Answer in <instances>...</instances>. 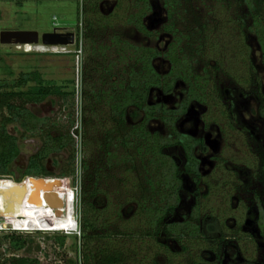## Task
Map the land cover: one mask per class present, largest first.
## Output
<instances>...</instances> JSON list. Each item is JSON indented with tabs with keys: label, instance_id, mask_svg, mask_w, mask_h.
I'll return each instance as SVG.
<instances>
[{
	"label": "rangeland",
	"instance_id": "rangeland-1",
	"mask_svg": "<svg viewBox=\"0 0 264 264\" xmlns=\"http://www.w3.org/2000/svg\"><path fill=\"white\" fill-rule=\"evenodd\" d=\"M144 1L99 0L98 12H92L87 0L81 13V5L76 0H0V34L3 31H38L40 35L53 32V16L58 17L60 28H78L82 32V43L72 48L81 53L72 55L26 53L13 45L0 43L1 80L11 82L22 74L38 71L45 80L54 81L67 92H75L74 109L69 108L70 101L66 104L57 97L31 104L28 108L37 117L50 118L61 126H68V115L74 112L76 125L70 132L78 143L74 163L76 177L60 175L61 170L69 166L70 150L48 160L46 168L52 176L45 177L71 183L72 188L66 192L71 191L72 200L68 195L67 201L74 203L76 199L75 209L67 204L66 215L56 218L54 231L13 232L12 225L8 224L9 230L0 232V264L12 257L36 259L40 264H84L85 236L91 237L95 245L106 242L110 238L108 233H121L126 221L136 216L138 205L129 203V197L139 199L147 190L143 183V166L138 160L134 164L109 160V151L124 152L118 140L115 146H106L108 137L118 138L117 135L122 133L121 127L116 125L109 104L98 100L94 94V91L108 90L109 84L122 73H117L122 69V63H118L110 74L106 71L120 56L113 46L114 38L135 46L137 52L146 48L157 50L160 56L154 59V65L158 72L166 75L172 66V75L180 76L188 84V99L201 100L207 107L205 122L215 123L211 126L214 134L220 132L218 127L222 129L221 162L208 179L209 188L202 187L201 192L196 193L192 179L181 174V201L175 216H170L168 222H180L183 216H190L200 201L205 209L195 223L204 230L210 222H223L227 229L223 235L228 241L223 243L220 258L211 250L200 251L207 261L264 264V65L256 35L247 28H240L239 18L247 9L241 5L242 0H181L169 8L165 0H147L152 10L143 21L151 33L149 36L139 31L135 23L128 22L134 13L136 24L141 22ZM248 22L250 25L251 21ZM102 46L111 49L99 50ZM156 54L152 52V55ZM194 76L196 80L198 76L202 77L199 87L192 83ZM181 89L184 86L178 90ZM158 94L157 90L153 93L152 102L158 100ZM127 122V125L133 123L130 117ZM148 128L158 132L163 139L170 132L159 118ZM9 132L21 138L23 130L10 125ZM41 146L38 137L21 139L22 152L10 168L13 175L0 177V180L21 183L27 179L24 172L28 159ZM164 153L182 170L184 154L180 148L168 147ZM209 169L207 165L203 170ZM9 192L7 189L4 196H0V209L5 208ZM10 199L17 201L16 194L11 193ZM26 200L16 204L10 221L16 222L21 229H40L43 227L40 220H46V223L50 215L40 212L36 196H33L29 202L32 216L23 217L21 207L25 206ZM75 211L78 230L66 232L76 228ZM85 211L95 226L86 232L80 226ZM14 233L27 239L24 250L14 251L10 247L9 238ZM213 236L217 237L218 233ZM59 238H65L64 246L60 245ZM164 239L158 241H166L173 250L178 248L172 238ZM136 242L143 243L141 240ZM153 246L147 243L143 248L153 254ZM157 260L163 264L166 257L160 253Z\"/></svg>",
	"mask_w": 264,
	"mask_h": 264
},
{
	"label": "trees",
	"instance_id": "trees-1",
	"mask_svg": "<svg viewBox=\"0 0 264 264\" xmlns=\"http://www.w3.org/2000/svg\"><path fill=\"white\" fill-rule=\"evenodd\" d=\"M88 1L91 4V11L98 12L99 0ZM165 1L166 7L169 8L177 5L181 0ZM144 3L141 22L136 24L135 13L131 14V20L128 22L135 23L134 25L139 31L150 36L151 33L145 27L143 20L152 10V6L147 0ZM240 3L247 9V12L239 18L240 28L242 30L247 28L256 35L262 49L264 65V0H242ZM244 18L246 19L244 20ZM249 20L251 21L250 25ZM112 43L120 56L118 61L112 63L106 71L110 74L117 65L122 63V69H118L117 72L122 73L113 80V83L109 84L108 90L94 91L98 100L106 101L109 104L110 112L117 121L116 125L121 127L120 132L122 133H117L118 138L108 137L106 146H115V141L118 140L124 152L119 154L116 150H114L115 152L109 151V160L115 159L118 162L132 164L138 160L145 172L143 183L147 190L141 193L139 199L135 196L129 197V203L136 202L138 210L134 218L126 221V226L121 233H108L110 238L106 242L101 241L96 245L92 243L91 237L85 236L84 264H160L157 260L160 253L166 257L163 264H217L207 261L200 251L211 250L217 258H220L223 243L228 241L223 235L226 226L223 222L214 221L206 224L203 230L197 225L195 221L200 219L201 213L205 209L200 201L190 216H183L180 222L172 220L168 222L170 216L171 218L175 216L181 201L182 171L174 160L165 155L164 150L182 143L189 160L187 172L197 174L196 160L193 156L194 146L191 141H186L181 137L175 128L178 119L177 113L169 111L163 106L152 107L147 104L151 88L169 92L178 80H182L186 84L187 82L180 76L172 75V66L170 73L166 75H162L156 70L153 62L160 56L157 50L146 48L143 52H137L135 46L120 38H114ZM107 48L109 47L102 46L98 49L105 51ZM152 52L157 54L152 55ZM192 79V83L198 87L199 83L203 82L200 76H198V80H196V76ZM196 85L193 87L196 88ZM51 97H57L66 104L70 101L69 108L74 109L75 107V92H67L63 86L57 85L54 81L45 80L38 71L22 74L18 80L11 82L0 79V177L7 178L13 175L10 168L22 152L20 140L29 137L40 138L42 146L29 157L24 177L45 178L52 176L46 168L47 162L54 155H59L65 150H70L69 166L62 169L60 175L61 177H76L77 170L74 163L78 143L70 132L76 125L74 112L68 115V126H61L59 122L50 118L37 117L28 108L31 104H41ZM262 111L264 114V109ZM127 117L131 118L132 125H127ZM152 117L165 122L175 137L163 139L158 132L152 134L147 127ZM141 119L143 120L141 121ZM10 125L21 127L23 130L21 138L9 132ZM54 131H58V134ZM54 163L58 165V162L54 161ZM84 167L86 170L87 166ZM45 179L46 183L41 186L42 188L52 190L72 188L71 183H66L62 179ZM29 186L30 189L38 187L31 182H29ZM88 215L85 211L80 223L81 230L84 232L95 227ZM214 233H218V236L214 237ZM162 237L172 238L178 244V248L171 249L166 241L160 243L158 239ZM140 240L143 243L136 242ZM59 243L64 246L65 238H59ZM147 243L154 245L153 254H149L143 248ZM9 244L14 251H22L26 248L28 241L23 236L14 233L9 238ZM5 264H40V262L36 259L12 257L6 260Z\"/></svg>",
	"mask_w": 264,
	"mask_h": 264
},
{
	"label": "flooded vegetation",
	"instance_id": "flooded-vegetation-1",
	"mask_svg": "<svg viewBox=\"0 0 264 264\" xmlns=\"http://www.w3.org/2000/svg\"><path fill=\"white\" fill-rule=\"evenodd\" d=\"M181 85L184 86V89L179 91L178 89H180ZM155 89L156 88L153 87L149 91L147 104L152 107L163 106L167 110L177 113L178 119L176 120L175 126L180 129V132H178L179 135L186 141H191L194 146L193 156L196 160L197 174L187 172V164L189 160L184 145L181 143L175 144L171 147L180 148L183 152L184 164L181 170L182 174L184 173L186 177L192 179L197 190L196 193H200L202 187H205L206 189L209 188L208 179L218 170V166L221 162L220 152L223 140L222 129L217 126L220 132L217 135L214 134V128L211 126L215 123L205 122L204 114L208 111L207 107L204 106L203 101L201 100L188 99L189 89L185 82H176L174 88L169 92H165L159 88L156 89L160 94H158V100L152 102V99L154 98L153 93L156 91ZM186 101L189 102L186 103ZM172 104H174V106ZM142 120L143 119H141V121ZM155 121L156 118L152 117L149 120L147 127ZM168 133L169 135H167V137H175V134H172L171 132ZM152 134H155V131H153ZM207 165L210 166V169L207 172H204L203 169Z\"/></svg>",
	"mask_w": 264,
	"mask_h": 264
},
{
	"label": "water",
	"instance_id": "water-1",
	"mask_svg": "<svg viewBox=\"0 0 264 264\" xmlns=\"http://www.w3.org/2000/svg\"><path fill=\"white\" fill-rule=\"evenodd\" d=\"M0 43L5 46L39 43H42L45 46L74 45L75 34L50 32L40 35L38 31H3L0 34ZM28 182H31L33 185H37V188L41 189L40 187L46 183V179L27 177V179L21 183H17L18 187H15L11 190V193L16 194L17 201L11 200V193H9L10 195L7 197L5 208L0 209V219L11 220L12 214L16 211V204H18V202L24 203L29 194L30 186ZM1 195L4 196V191H1L0 189V196ZM43 197L47 201L48 206H50L52 209H57L61 205L60 197H58L56 193L47 192L43 195Z\"/></svg>",
	"mask_w": 264,
	"mask_h": 264
},
{
	"label": "bare ground",
	"instance_id": "bare-ground-1",
	"mask_svg": "<svg viewBox=\"0 0 264 264\" xmlns=\"http://www.w3.org/2000/svg\"><path fill=\"white\" fill-rule=\"evenodd\" d=\"M13 180L9 181V180H6V181H3L0 183V189L1 191H6L7 189L11 192V190L15 187H18L17 183L15 182H12ZM29 183V182H28ZM41 189H38L37 187L34 188V189H30L29 187V196L25 202V206H22V210L23 213H24V216L23 217H30L32 216V211H31V207H30V199L31 197L33 196H36V201H37V206L38 208L40 209V212L42 214L44 213H48L49 215V219L46 223H44V221L46 220H40V224L43 226L41 227L39 230H42V231H47V230H50V231H54V224L56 223V218H60V217H64L66 215V207H67V204L68 205H72L73 208L75 209V203H72L71 202H68L67 201V197L69 195V199L72 200L71 198V191L69 190L68 193L66 192V190H52V189H45V188H42L40 187ZM9 192V193H10ZM47 192H51V193H56L58 195V197H60V200H61V205L59 206V208L57 209H52L50 206H48L47 204V201L44 199L43 195ZM40 219V218H38ZM3 222H13L19 229H21L18 224L14 221H10V220H2ZM38 221V220H37ZM75 221H76V211H75ZM68 222H71V221H68ZM76 226H77V221H76ZM22 230H25V229H22ZM34 230V229H32ZM37 230V229H36ZM75 230V229H74ZM70 231H73V230H68L66 232H70Z\"/></svg>",
	"mask_w": 264,
	"mask_h": 264
},
{
	"label": "built area",
	"instance_id": "built-area-1",
	"mask_svg": "<svg viewBox=\"0 0 264 264\" xmlns=\"http://www.w3.org/2000/svg\"><path fill=\"white\" fill-rule=\"evenodd\" d=\"M80 3L81 5V13H83V6L86 0H76ZM52 22H53V26H54V31L53 32H58V33H74L75 34V44L74 45H55V46H45L42 43L39 44H26V45H13L14 47H16L19 50H24V52L26 53H42V54H54V55H72L74 53H78L81 51L78 50H73V47H76L78 44L82 43V32L81 29L79 30L78 28H74V29H68V28H60L59 26V19L57 16H53L52 18ZM79 30V32H78ZM31 46V49L28 50L27 47ZM37 46L42 47L44 49L42 50H36ZM37 178V177H36ZM69 180V179H66ZM3 180H0V182ZM76 203V199H74ZM2 220H9V219H0V232H4L9 230L8 229V224L12 225L11 231L13 232H27V233H33V232H47V231H42L39 229H34V230H22L19 229L13 222H3ZM77 221V219H76ZM78 230V221H77V226L75 228V232H77ZM57 232V231H56ZM73 232V231H70Z\"/></svg>",
	"mask_w": 264,
	"mask_h": 264
},
{
	"label": "clouds",
	"instance_id": "clouds-1",
	"mask_svg": "<svg viewBox=\"0 0 264 264\" xmlns=\"http://www.w3.org/2000/svg\"><path fill=\"white\" fill-rule=\"evenodd\" d=\"M57 232H59V231H57ZM73 232H75V230H73Z\"/></svg>",
	"mask_w": 264,
	"mask_h": 264
}]
</instances>
